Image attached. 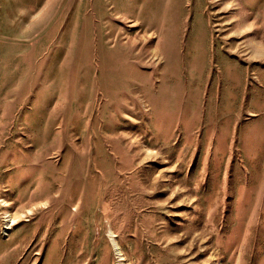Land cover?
I'll list each match as a JSON object with an SVG mask.
<instances>
[{
	"label": "rangeland",
	"instance_id": "rangeland-1",
	"mask_svg": "<svg viewBox=\"0 0 264 264\" xmlns=\"http://www.w3.org/2000/svg\"><path fill=\"white\" fill-rule=\"evenodd\" d=\"M142 1L0 0V264H264V0Z\"/></svg>",
	"mask_w": 264,
	"mask_h": 264
},
{
	"label": "bare ground",
	"instance_id": "bare-ground-1",
	"mask_svg": "<svg viewBox=\"0 0 264 264\" xmlns=\"http://www.w3.org/2000/svg\"><path fill=\"white\" fill-rule=\"evenodd\" d=\"M113 1V5H114V11H115V13H118V14H120V16L118 17V18H124V19H129V18H138L139 20H140V22H141V24L144 26V27H146V28H150V29H154V31H156L157 32V30L159 29L158 28V26H157V23H155L154 22V20L153 19H151V18H149L148 16H147V14L146 13H137V12H134L133 11V9H132V7H122L121 5L122 4H120V3H118V0H112ZM142 1V0H141ZM146 1V0H145ZM145 1H144V3H145ZM97 3V2H96ZM102 3H104V2H102ZM142 3H143V1H142ZM100 5H101V3H100ZM247 5V4H246ZM250 6V5H249ZM99 7V6H98ZM144 7V6H143ZM93 8H94V6H93ZM96 8V7H95ZM94 8V10H96ZM100 8V7H99ZM99 8H98V11H99ZM145 8V7H144ZM258 9V8H257ZM256 9V10H257ZM102 11V10H101ZM150 11V10H149ZM95 12V11H94ZM103 12V11H102ZM259 13V12H258ZM147 16V17H146ZM162 17V16H161ZM164 18V17H163ZM161 20V19H160ZM159 20V21H160ZM163 21V20H162ZM160 24V23H159ZM164 26V25H163ZM158 33V32H157ZM159 34V33H158ZM178 47V46H177ZM177 49V48H176ZM175 50V49H174ZM173 50V51H174ZM115 51H122L121 49H119V48H115ZM113 52V51H112ZM121 53V52H120ZM158 54L159 55H162V57L164 56V53H163V51H162V49L160 48V46L158 47ZM177 54H178V51H177ZM173 56V55H172ZM191 75V74H190ZM232 79V78H231ZM170 90V89H169ZM4 205L5 206H7V203L6 202H4ZM69 217V216H68ZM5 218H8L7 220H6V222H7V224H6V229H9L10 228V226L14 223V219L12 218V216H11V214L10 213H6V215H5ZM6 231V230H5ZM110 238V237H109ZM112 241V240H111ZM117 242V241H116ZM112 243V242H111ZM113 243H114V241H113ZM113 243H112V245H113ZM117 246V248H118V244H116ZM113 246H115V245H113ZM120 248V247H119ZM113 250H115V248L113 249ZM117 251V250H116ZM122 252V251H121ZM120 252V253H121ZM118 253V252H117ZM119 253V254H120ZM116 254V253H115ZM122 255V254H121ZM118 257V256H117ZM122 260V259H121Z\"/></svg>",
	"mask_w": 264,
	"mask_h": 264
}]
</instances>
